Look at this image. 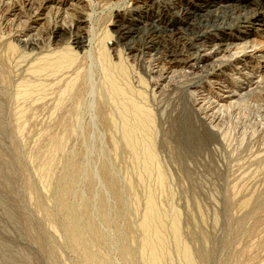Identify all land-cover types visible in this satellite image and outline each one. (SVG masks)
I'll return each instance as SVG.
<instances>
[{
	"label": "rangeland",
	"instance_id": "1",
	"mask_svg": "<svg viewBox=\"0 0 264 264\" xmlns=\"http://www.w3.org/2000/svg\"><path fill=\"white\" fill-rule=\"evenodd\" d=\"M138 4L137 0H49L47 4L44 0H0V56L8 67L5 73L0 71V264H83L81 253L66 242L64 212L57 206L62 199L68 204L71 224L82 231L85 250H92L106 264H145L140 258L139 223L150 189H156V200L165 212L179 213L183 242L197 258L210 254L209 260L200 259L198 264H264V79L253 91L240 92L233 104L218 101V91L211 84L217 80L231 86L233 76H241L235 74V66L246 65L243 73L249 72L251 79L264 73V44H256L262 39L255 33L239 42L247 47L245 52L224 67V54L209 51H200L199 59L169 73H161L150 55L126 59L130 83L147 94L146 106L155 117L156 157L166 174L165 190L157 189L155 176L145 177L143 184L138 181V175L129 171L133 164L127 154L115 158L111 153L110 133L96 114L102 80L96 54L89 48L78 65L84 70L82 86L87 92L69 142L77 160L64 159L56 165L51 185L42 183L36 173L38 160L31 153L40 145H50L46 132H58V114L53 112L57 81H45L47 89L51 87L45 97L35 95L39 107L29 114V129L22 135L15 124L16 112L34 102L21 96L26 81L36 80L28 70L32 60L55 48L50 32L58 19L71 25L77 17H87L86 31L93 47L107 29L116 30L111 22L119 19L115 18L119 11ZM39 6L42 15L35 16L33 11ZM12 7L15 11L11 12ZM58 9L69 16H57ZM31 15L37 30L31 33L33 42L27 43ZM110 38L116 40V35L107 41ZM8 44L17 52L11 55ZM176 122L184 124V137L199 139L198 149L179 146ZM76 163L79 174L74 178L69 164ZM28 181L40 200L28 196ZM246 200L252 204L243 209L240 206ZM40 207L51 210L57 232L45 214L37 211ZM92 229L99 238L89 234ZM127 250L131 256L126 262ZM172 259L179 264L176 254Z\"/></svg>",
	"mask_w": 264,
	"mask_h": 264
},
{
	"label": "bare ground",
	"instance_id": "2",
	"mask_svg": "<svg viewBox=\"0 0 264 264\" xmlns=\"http://www.w3.org/2000/svg\"><path fill=\"white\" fill-rule=\"evenodd\" d=\"M27 1L32 2V0ZM48 1L44 0V4H47ZM137 1L139 4L135 7H128L125 12L120 13L119 11L115 15V18L119 19L113 20L111 23L116 30L107 29L102 38H97L93 47L91 38L88 39L86 31L87 17H77L71 25H67L65 23L66 20L64 22L58 19L55 26H53V31L50 32L55 48L51 47L53 49L49 54L46 53V55L32 60L28 70L36 80L32 79L34 82L31 79L26 81L29 83L26 84L27 89L25 92L23 91L24 93L22 92L21 96L23 95L24 98L31 99L34 102L32 106H23L21 109L19 108L18 113L16 112L17 119L15 124H17L18 131L20 130L22 135L29 129V114L31 115L39 107V103L38 105L36 103L38 99L33 100L35 95L41 93L45 97L44 95L47 94L45 91L51 88L47 89L49 86H47L48 83L46 84L47 80L52 78L53 81H57L55 83L56 89L54 88L57 94V103L53 108V112L58 114L56 120L58 132L54 134H50V132L47 134L46 132L48 139L50 138L49 140H51V143H48L50 145H40L31 153L38 160L35 170L42 183L44 182L47 185L51 183L56 174L55 166L64 159L77 160V155L69 151V142L75 133L80 113L83 110V97L86 90L82 86L84 85L82 82L84 83L85 74L84 70L79 68L78 65L83 59L82 54L85 55L89 51L88 48L96 54L95 58L99 65L102 81L99 88L96 114L101 124H103L102 126L107 128L110 133L111 153H113L115 158L127 154L133 164V170L129 171L131 173L134 171L133 173L136 176L138 175V181L140 180L143 184L145 177H156L157 189L163 191L167 182L166 174L160 168L156 157L155 117L146 106L147 94L145 96L143 91L131 85L129 71L125 64L126 59L134 58L138 54L150 55L153 61H156L159 68H161V73H169L176 67L188 66L192 59H199L200 51H209L212 54L223 53L221 65L224 67L229 61L245 52L247 47L242 46L239 42L243 41L248 33H255L262 39V41H256L257 45L264 44V0ZM10 9L11 12L15 11L14 7ZM41 11L42 8L39 6L33 11V14L41 16ZM66 13H61L58 9L56 15H68ZM133 14L135 17H133ZM14 16L18 17L17 14H14ZM32 17L31 15L28 18L31 21V26L26 30L30 34L27 36V40H24L27 43L33 42L31 33L37 30V27H33L34 24H37V21L33 20ZM112 34L116 35V40L110 38L112 40L107 41L109 37H112ZM165 39H168L167 43ZM169 40L172 41L169 42ZM114 42L116 43L114 44ZM119 46L121 49H119ZM123 49L124 54L121 53ZM7 50L11 55L17 52L13 44H8ZM123 55L127 57L124 58ZM0 57V71L3 74L8 67H6L7 64L4 58ZM240 63L242 62L238 64ZM233 70H235V74H241V76H233L232 80H235V82L231 86L221 85L222 83L217 82V80L211 82L215 90L218 91L216 93L218 101H228L233 104L235 97H239L240 92L245 90L253 91V87L256 86L258 88L260 82L264 79V73L254 76L253 79L248 76L249 72L243 73L246 70V65L235 66ZM66 73H70V76L66 75ZM211 101L214 102V100ZM42 106L44 105L40 107ZM2 125L0 121V130ZM183 125V123L176 122L175 126L177 128H174L179 135H176L179 146L181 148L184 147L186 150L198 149L200 146L199 139L192 135H185L184 137L182 135ZM185 153L187 152L185 151ZM69 167L73 172L71 176L76 178L79 174L77 163L75 165L69 164ZM128 182L129 186L132 187L133 185L130 181ZM155 192L150 189L148 194H146L144 201L145 211L139 223V228L142 232V238L139 241L142 261L145 264H173L175 261L172 259V255L174 254L178 256L179 264H198V260L208 259L210 254H206V252L198 259L192 248L183 242L179 213L176 210L170 213L165 212L158 204ZM27 193L31 200H40L38 198L41 195L39 194L40 196L38 197L31 181L27 183ZM137 199L136 201H139ZM64 200L60 201L59 199L58 201L60 202L57 206L59 210L64 212L63 219L67 225L65 231L66 242L73 251L81 253L80 258L83 264H106L98 259L92 250L83 248L84 238L82 231L71 224V216L67 212L68 204L66 205ZM251 204V200H246L241 203L240 207L246 209ZM260 209L258 207L254 211L256 217H258ZM37 211L44 213L49 219L48 223H50L52 231L57 232L59 230L55 225V220L51 217V210L48 207H40ZM89 234L99 238L97 237L98 233L94 232V230L89 231ZM168 235H170L171 242H169ZM170 243L173 246L171 248L172 251ZM129 254L130 250L125 256L126 262L131 256Z\"/></svg>",
	"mask_w": 264,
	"mask_h": 264
}]
</instances>
